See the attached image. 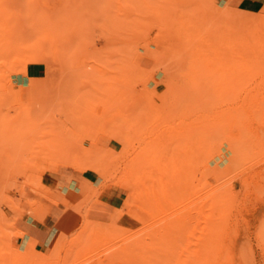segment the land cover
Wrapping results in <instances>:
<instances>
[{"label": "rangeland", "instance_id": "obj_1", "mask_svg": "<svg viewBox=\"0 0 264 264\" xmlns=\"http://www.w3.org/2000/svg\"><path fill=\"white\" fill-rule=\"evenodd\" d=\"M9 1L0 11L10 41L0 50L5 264H246L258 223L248 229L257 209L242 166L246 146L264 144V115L249 100L264 93V0ZM214 186L233 194L220 215ZM62 190L66 205H48L47 192ZM46 218L41 242L33 227Z\"/></svg>", "mask_w": 264, "mask_h": 264}, {"label": "bare ground", "instance_id": "obj_2", "mask_svg": "<svg viewBox=\"0 0 264 264\" xmlns=\"http://www.w3.org/2000/svg\"><path fill=\"white\" fill-rule=\"evenodd\" d=\"M8 3H10V1L9 0H0V11H1V13H6V9H7V5H8ZM0 39H2V43H1V45H0V50H3V49H5L6 48V46H8V44H9V38H4V37H1L0 36ZM11 46H12V44H11ZM13 46H14V44H13ZM14 61V60H13ZM12 64V63H11ZM0 66H2V63L0 64ZM254 67H255V65H254ZM234 75V74H233ZM260 81V80H259ZM248 82V81H247ZM249 83V82H248ZM247 83V84H248ZM235 84H237V83H235ZM242 84V83H241ZM244 85V84H243ZM263 85V84H262ZM261 85V86H262ZM247 86V85H246ZM246 86H243V87H246ZM256 86H257V84H256ZM264 87V86H263ZM253 90V89H252ZM236 91V90H235ZM259 91H261L260 90V88H259ZM234 92V91H233ZM262 92V91H261ZM249 93H250V91H249ZM253 93H255V92H253ZM238 94V93H237ZM258 94V93H257ZM255 95L254 97H252V96H250L249 97V100H254V101H256V102H258L259 103V106L260 107H258V109H257V113L258 114H260L262 117H263V115H264V93L262 92L261 94H260V92H259V94L258 95ZM232 95V94H231ZM247 95H249V94H247ZM231 97V96H230ZM244 99V98H243ZM242 99V100H243ZM242 100H241V102H242ZM245 101V99L243 100V102ZM246 102V101H245ZM189 103V102H188ZM192 103V102H191ZM190 103V104H191ZM243 104V103H242ZM247 105V104H246ZM245 105V106H246ZM183 107V106H182ZM185 110V109H184ZM186 110H189V108L188 109H186ZM183 111V110H182ZM253 111V110H252ZM252 111H251V113H252ZM183 113V112H182ZM187 113V112H186ZM184 114H185V112H184ZM183 114V115H184ZM188 114V113H187ZM186 114V117H188L189 115H187ZM181 116V115H180ZM183 117V116H182ZM181 117V118H182ZM183 118H185V117H183ZM186 119V118H185ZM184 119V120H185ZM188 119V118H187ZM186 119V120H187ZM261 120H262V118H260ZM189 120V119H188ZM183 122V121H182ZM187 122V121H186ZM191 122V121H190ZM189 122V123H190ZM214 122H216V121H214ZM213 122V123H214ZM211 124L212 125V129H213V125H215V124ZM184 124V123H183ZM194 124V123H193ZM197 124H198V122H197ZM185 125V124H184ZM196 125V124H195ZM203 125V124H202ZM201 125V126H202ZM187 126H189V125H187L186 124V127ZM200 126V125H199ZM199 126L197 125V127L199 128ZM201 126H200V128L199 129H201L200 131L201 132H203L204 130H203V128H201ZM205 126H206V124H205ZM208 126V125H207ZM185 127V128H186ZM194 127H196V126H194ZM239 127V126H238ZM187 128H189V127H187ZM191 128V127H190ZM198 128H196V129H198ZM208 128H210L209 126H208ZM210 128V129H211ZM244 128V127H243ZM243 128H241L240 129V131L239 132H242V129ZM184 130V129H183ZM187 130V129H186ZM209 130V129H208ZM245 130V129H244ZM248 130V129H247ZM211 131V130H210ZM187 132V131H186ZM196 132H198L197 130L195 131V133ZM206 132V131H205ZM205 132H203V133H205ZM219 131H217L216 132V134L218 133ZM250 132V131H249ZM168 133V132H167ZM184 133V132H183ZM188 134H189V132H187ZM194 132H193V129H192V133L191 134H193ZM210 133V132H209ZM212 133V132H211ZM210 133V134H211ZM214 133V132H213ZM149 134V133H148ZM185 134V133H184ZM198 134H200V133H198ZM202 134V133H201ZM200 134V135H201ZM243 134V133H242ZM250 134V133H249ZM253 134V133H252ZM195 135L196 134H194V136L193 137H195ZM200 135H199V137H200ZM205 135V134H204ZM209 135V134H208ZM213 135V143L211 142V140H210V142L213 144V147L212 148H214V146L216 145V142H218L217 141V138H216V136H215V134H212ZM167 136V135H166ZM198 136V135H197ZM209 137H210V135H209ZM209 137H208V139H209ZM226 137V136H225ZM248 137H249V135H248ZM253 137H254V135H253ZM188 138V137H187ZM192 138V137H191ZM238 138V137H237ZM242 137L240 136V138L239 139H237V140H235V139H233V140H231L230 142H228V143H225V147H227V149H228V154L224 157V158H220V162H225L224 160H226V159H228V157H230L231 158V156H232V149L235 147V146H238V145H240L239 144V141H240V139H241ZM174 139V138H173ZM192 139H194L195 140V138H192ZM191 139V140H192ZM204 139H206V138H204ZM211 139H212V137H211ZM219 139V138H218ZM223 139V138H222ZM245 139V138H244ZM255 139V138H254ZM187 140V139H186ZM189 140H190V138H189ZM197 140V139H196ZM251 140V138L250 139H248V140H246V142L247 141H250ZM200 141V140H199ZM224 141V140H223ZM244 142H245V140H243ZM186 142V141H185ZM190 142V141H189ZM202 141H200V143H201ZM203 142H205V140L203 141ZM207 142V141H206ZM209 142V143H210ZM121 143V142H120ZM168 143V142H167ZM184 143V142H183ZM196 142L194 141V146L197 144H195ZM224 142H222V144H223ZM248 143H250V142H248ZM186 145H187V147H188V144H190V143H185ZM204 144V143H203ZM212 144H211V146H212ZM244 144H247V143H244ZM180 145V144H179ZM191 145H193V143L192 144H190V147H191ZM198 145V144H197ZM208 145V144H207ZM224 145V144H223ZM193 146V147H194ZM202 146V145H201ZM200 146V147H201ZM210 146V147H211ZM243 146V145H242ZM245 146V145H244ZM203 147V146H202ZM198 148V147H197ZM209 148V147H208ZM212 148H211V150H212ZM189 149V148H188ZM188 149H186V150H188ZM191 149H192V147H191ZM202 149V148H201ZM183 150H185V149H183ZM203 150V149H202ZM207 150V149H206ZM189 151V150H188ZM197 151H199V149L197 150ZM182 152V151H181ZM184 152V151H183ZM205 152H207V151H205ZM245 153H244V155H243V157H244V167L242 166V168H244L243 170H244V176H243V178H244V180H245V183H246V190H247V194H246V196H247V198H248V200H249V204L252 206V207H254V208H256L257 209V215L255 216V215H252V213H251V215H249V217L247 218V224H248V229L249 230H251L252 228H253V226H254V222H255V220H257V223H258V226H257V231H256V237L255 236H252L253 234H248V242H247V247H246V257H245V259H246V264H261V262L262 261H264V144H258V145H247L246 146V149H245V151H244ZM187 154L189 153V152H186ZM191 153V152H190ZM199 153V152H198ZM209 153H210V151H209ZM208 153V154H209ZM160 154V153H159ZM195 154V153H194ZM216 154V153H215ZM233 154H234V152H233ZM40 155V154H39ZM41 155H42V157H41ZM39 157H41V158H43V159H51V153H49V152H44V153H42ZM171 155V154H170ZM169 155V156H170ZM199 155V154H198ZM201 155H202V153H201ZM178 156V155H177ZM181 156V155H180ZM195 156V155H194ZM206 156V155H205ZM153 157H155V155L153 156ZM196 157V156H195ZM207 157V156H206ZM152 158V157H151ZM170 158V157H169ZM183 158V157H182ZM182 158H180L181 160H182ZM185 158H186V156H185ZM184 158V159H185ZM191 158H193V157H191ZM210 158V157H209ZM229 158V159H230ZM179 159V160H180ZM199 159H201V158H199ZM205 159V158H204ZM203 159V160H204ZM164 160V159H163ZM170 160V159H169ZM189 160V159H188ZM188 160H187V163H188ZM193 160V159H192ZM173 161V160H172ZM177 161V160H176ZM205 161V160H204ZM204 161H203V163H204ZM147 162V161H146ZM145 162V163H146ZM198 162H199V160H198ZM210 162V161H209ZM229 162V161H228ZM242 162V163H243ZM161 163V162H160ZM160 163H158V164H160ZM172 163V162H171ZM170 163V164H171ZM181 163V162H180ZM186 163V164H187ZM196 163H197V161H196ZM201 163H202V159H201ZM206 163V162H205ZM208 163V162H207ZM231 163V162H230ZM241 163V164H242ZM138 164V163H137ZM164 164H166V163H164ZM163 164V165H164ZM169 164V165H170ZM182 164V163H181ZM180 164V165H181ZM185 164V163H184ZM183 164V165H184ZM185 164V165H186ZM194 164V163H193ZM139 165V164H138ZM146 165V164H145ZM163 165L161 166L162 168H163ZM167 165V164H166ZM173 165H174V163H173ZM179 165V164H178ZM238 165V164H237ZM172 166V165H171ZM174 166H177L176 164L174 165ZM197 166V165H196ZM137 167H139V166H137ZM180 167V166H179ZM190 167H193L192 165H190ZM189 167V168H190ZM141 168V167H140ZM158 168H160V166H158ZM157 168V169H158ZM161 168V169H162ZM165 168V167H164ZM167 168V167H166ZM168 168H170V166L168 167ZM167 168V171L169 170L170 171V169H168ZM175 168V167H174ZM172 169L171 168V171L170 172H172V170L174 171L175 169ZM182 168V167H181ZM183 168H185V167H183ZM200 168V165H199V167L197 168V169H199ZM240 168V167H239ZM178 169V168H177ZM194 169H195V167H194ZM132 170V169H131ZM130 170V171H131ZM160 170V169H159ZM183 170V169H182ZM196 170V169H195ZM242 170V171H243ZM177 172L175 173V172H173L174 174H177L179 171L178 170H176ZM129 172V171H128ZM131 172H133V171H131ZM181 172V174H182V172L183 171H180ZM195 172V171H194ZM160 173V172H159ZM162 173V172H161ZM170 174V173H169ZM189 174V173H188ZM142 175V174H141ZM170 175H172V174H170ZM170 175L168 176L169 178H170ZM179 176H180V173L178 174ZM176 176V175H175ZM178 176V177H179ZM182 176H183V174H182ZM182 176H180V177H182ZM189 176V175H188ZM166 177V176H165ZM187 177V176H186ZM186 177H185V180H186ZM156 178H158V176H156ZM169 178L167 179V177L165 178V179H167L168 180V182H169ZM172 178H174V175H173V177ZM171 178V179H172ZM189 178V177H188ZM242 178V179H243ZM164 179V180H165ZM177 179V178H176ZM180 179V178H179ZM192 179V178H191ZM160 180V179H159ZM180 180H182V179H180ZM244 180H243V183H244ZM158 181V180H157ZM161 181V180H160ZM173 181V180H172ZM159 182V181H158ZM164 183H166L167 181L165 180V181H163ZM174 182V181H173ZM172 182V183H173ZM177 182V181H176ZM181 182H183V180L181 181ZM180 182V183H181ZM170 183V182H169ZM180 183H179V185H177V184H175V183H173L174 184V187H176V185H177V188L180 186ZM162 184V183H161ZM164 186H166L165 184H163ZM163 185H162V187H163ZM181 185H183V184H181ZM244 186H245V184H244ZM167 187L168 188H170V187H172V186H168L167 185ZM166 187V188H167ZM181 187H183V186H181ZM167 188V189H168ZM173 188V187H172ZM171 188V189H172ZM174 189H176V188H174ZM174 189H172L173 191H174ZM180 189V188H179ZM179 189H177V190H179ZM181 189H183V188H181ZM180 189V191H182ZM150 190H151V188H150ZM177 190H175L176 192H177ZM165 191V190H164ZM169 191V190H168ZM174 191V192H175ZM210 191H211V189H210ZM209 191V192H210ZM158 192V191H157ZM163 192V191H162ZM161 192V193H162ZM166 193H167V191H165ZM174 192H170V194L171 193H174ZM212 192V198H211V201H210V204H211V209L213 210V213H214V215H220L219 213H221V212H225V211H228V210H230L231 208H233V205H232V203H231V198L233 197V194H232V192L230 191V190H224V189H221L220 187H216V186H214L213 187V191H211ZM179 193V192H178ZM165 194V193H164ZM211 194V193H210ZM173 195V194H172ZM164 196H166V194L164 195ZM210 197V196H209ZM208 197V198H209ZM250 206V207H251ZM254 208H251V210L252 209H254ZM250 209V208H249ZM250 211V210H249ZM145 227V226H144ZM143 227V228H144ZM142 228V229H143ZM162 229H163V227H162ZM164 230V229H163ZM162 230V231H163ZM165 231V230H164ZM155 233V232H154ZM159 233H160V230H159ZM152 234H153V232H152ZM157 234H158V232H157ZM156 235V234H155ZM155 235H153V236H155ZM151 236V235H150ZM51 236L49 235V238H50ZM158 237V236H157ZM156 237V238H157ZM149 238V237H148ZM151 239V238H150ZM152 240V239H151ZM253 240H255V242L257 243V246L259 247L258 248V251L256 252L255 250H254V247H253ZM158 242H159V240H157ZM163 241V240H162ZM139 245H140V243H138ZM161 244V243H160ZM158 245V243H156V244H152L151 243V245L150 246H157ZM162 245V244H161ZM143 246V245H142ZM157 247H159L160 248V246H157ZM5 248V246L4 245H0V264H5L6 262H5V260H4V257L2 256V253H1V250L2 249H4ZM5 249H8V247L7 248H5ZM20 250H22L20 247H14V249H13V252H14V254H19L21 251Z\"/></svg>", "mask_w": 264, "mask_h": 264}, {"label": "crops", "instance_id": "obj_3", "mask_svg": "<svg viewBox=\"0 0 264 264\" xmlns=\"http://www.w3.org/2000/svg\"><path fill=\"white\" fill-rule=\"evenodd\" d=\"M69 193V191L67 190V191H63L62 190V192L60 193V195L57 197V198H53V199H51L49 196H48V192H47V195H46V199H47V201L49 202L48 203V205H55V206H58V205H66V202H67V198H66V196H67V194ZM54 200H57V202L56 203H51V202H53ZM51 213H54V214H56V211H51ZM50 222H51V219L50 218H46L44 221H43V223H42V225L41 226H39V225H34L35 227H33V228H35L36 229V231H37V233L35 232V235H37L38 236V239L42 242V241H44L46 238H47V234L44 232V230L45 229H47L49 226H50ZM50 228V227H49ZM48 228V229H49Z\"/></svg>", "mask_w": 264, "mask_h": 264}]
</instances>
